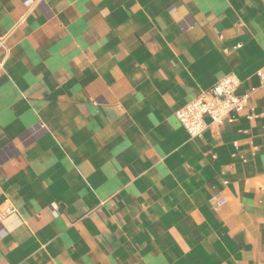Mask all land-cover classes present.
Listing matches in <instances>:
<instances>
[{"label":"crops","instance_id":"1","mask_svg":"<svg viewBox=\"0 0 264 264\" xmlns=\"http://www.w3.org/2000/svg\"><path fill=\"white\" fill-rule=\"evenodd\" d=\"M261 67L264 0H0V264H264Z\"/></svg>","mask_w":264,"mask_h":264},{"label":"built area","instance_id":"2","mask_svg":"<svg viewBox=\"0 0 264 264\" xmlns=\"http://www.w3.org/2000/svg\"><path fill=\"white\" fill-rule=\"evenodd\" d=\"M259 80V88L264 92V67L256 71ZM239 81L235 74H228L218 79V81L206 90H202L193 99L185 102L174 111L179 124L188 132L190 137L201 136L203 130L208 126L205 118L210 119L211 124L230 123L233 121L232 113L242 111L246 106L248 93L237 95L235 90ZM255 88H251V92ZM252 118V115H248ZM214 206L224 203L222 197H211ZM16 214V208L7 204L0 208V223L11 215Z\"/></svg>","mask_w":264,"mask_h":264}]
</instances>
